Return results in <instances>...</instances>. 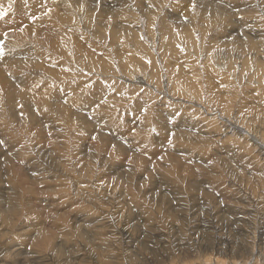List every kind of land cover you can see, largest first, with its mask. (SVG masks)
Returning a JSON list of instances; mask_svg holds the SVG:
<instances>
[{"label":"rangeland","instance_id":"obj_1","mask_svg":"<svg viewBox=\"0 0 264 264\" xmlns=\"http://www.w3.org/2000/svg\"><path fill=\"white\" fill-rule=\"evenodd\" d=\"M0 46V264H264V0H0Z\"/></svg>","mask_w":264,"mask_h":264},{"label":"snow or ice","instance_id":"obj_2","mask_svg":"<svg viewBox=\"0 0 264 264\" xmlns=\"http://www.w3.org/2000/svg\"><path fill=\"white\" fill-rule=\"evenodd\" d=\"M2 50H3V49H2V46H0V52H2Z\"/></svg>","mask_w":264,"mask_h":264},{"label":"bare ground","instance_id":"obj_3","mask_svg":"<svg viewBox=\"0 0 264 264\" xmlns=\"http://www.w3.org/2000/svg\"><path fill=\"white\" fill-rule=\"evenodd\" d=\"M28 5V4H27ZM39 13V12H38ZM63 18V17H62ZM75 19V18H74ZM32 20V19H31ZM65 20V19H64ZM74 24V23H73ZM76 25V24H75Z\"/></svg>","mask_w":264,"mask_h":264}]
</instances>
